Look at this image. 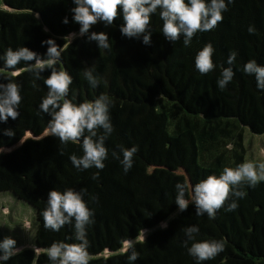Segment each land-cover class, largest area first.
<instances>
[{
  "label": "trees",
  "instance_id": "16d2710c",
  "mask_svg": "<svg viewBox=\"0 0 264 264\" xmlns=\"http://www.w3.org/2000/svg\"><path fill=\"white\" fill-rule=\"evenodd\" d=\"M2 3L0 83L11 80L20 84L23 99L17 118L22 124L14 129L11 118L7 123L0 122V143L14 140L23 132L22 127L45 128L51 119L39 110L48 91L44 79L51 70L45 69L41 79L35 80L21 62L17 65L20 74L13 76V70L6 69L3 61L7 49L20 47L44 58L48 45L41 42L47 39L64 47L56 67L72 77L68 98L73 103L95 100L102 93L112 98L114 131L105 141L108 158L99 178L83 184L81 181L95 168L78 171L72 165L69 157L83 154L81 144L61 145L53 136L27 140L34 147L26 143V169L21 174L6 171L0 189L35 206L34 240L39 251L25 248L0 264H50L46 249L53 242H78L71 225L59 232L45 229L42 213L47 202L36 203L47 199L51 190L63 192L67 188L87 189L84 200L94 210L95 222L88 228L90 264H129L123 252L128 239H136L139 253L132 264H197L183 246L184 229L193 225L199 228L197 241L226 240L225 251L200 264H264V182L255 188L246 186L245 198L236 199L238 207L226 211L225 205L214 220L207 214L197 216L191 202L182 212L175 204L176 183L191 188L209 175L219 176L225 167H237L246 158L244 129L256 135L264 133V90L256 87L254 75L243 71V65L253 59L264 66V0H233L223 13V22L213 31L197 33L190 47L183 45L182 36L175 42L164 37L159 10L151 17V43L147 45L142 36L130 39L121 34L122 15L111 26L98 22L90 32L106 33L110 51L78 35L80 25L72 19V0ZM65 17L66 24L62 22ZM249 26L254 27L253 34L248 32ZM207 43L215 49L212 59L216 67L205 75L197 71L195 57ZM233 51L238 55L229 65L227 60ZM92 66L94 75L101 78L96 88L83 77V70ZM228 67L235 75L221 90L217 80ZM7 128L15 131L13 137L3 134ZM134 145L138 152L132 168L125 173L112 152L120 153V147ZM91 196L98 197V202ZM190 196L191 191L186 198ZM141 229L145 230V243L139 239Z\"/></svg>",
  "mask_w": 264,
  "mask_h": 264
},
{
  "label": "clouds",
  "instance_id": "9594fccd",
  "mask_svg": "<svg viewBox=\"0 0 264 264\" xmlns=\"http://www.w3.org/2000/svg\"><path fill=\"white\" fill-rule=\"evenodd\" d=\"M233 0H72L74 7L73 22L80 25V36H86L88 41H95L99 49L111 50L109 37L104 32H90L92 26L102 22L106 27L122 15L123 25L120 32L130 39L143 37L144 44H150L151 17L159 10V17L163 21L162 33L171 42L183 37V45L190 47L197 33L213 31L219 23L223 22V13L228 11V4ZM68 23L67 17L62 21ZM248 32L253 34L254 27L249 26ZM77 34H70L74 37ZM69 39V37H65ZM47 44V52L42 58L39 54L26 47L16 50L7 49L4 56V67L12 71L13 76H18L20 70L17 65L24 63L25 71L33 74L35 80L41 79L40 73L50 69L51 74L44 79L47 95L42 99L39 110L48 114L45 136L58 138L61 145L81 144L83 154L70 155L72 165L78 170L95 168L92 179L99 178L100 171L105 167L104 161L108 158V149L105 147L106 139L113 133L110 109L113 106L112 98L100 94L95 100L73 103L69 99L72 77L66 70H58L57 64L61 61L64 47L58 46L53 39L42 41ZM215 52L211 43H207L195 57V67L201 74L214 71L216 65L212 56ZM237 52L230 53L227 63L232 65L237 58ZM35 63H30L31 61ZM94 66L83 70V77L92 88L101 83V78L94 75ZM244 73L254 75L256 87L264 90V66L256 60H249L243 65ZM234 71L231 67L224 68L217 80L219 89L224 90L232 82ZM33 86L37 85L35 82ZM21 85L9 80L0 83V122L7 123L8 119L16 120L20 116L19 107L22 102L20 94ZM3 134L9 138L15 135L12 128L3 129ZM6 151L0 143V156ZM138 152L137 146L131 148L120 147V153L112 152V157L119 160L125 173L129 171ZM61 154H63L61 152ZM122 154V159H121ZM264 182V162L246 161L235 168L225 167L219 176L209 175L189 188L184 183H176L175 204L179 211L187 210L189 203L195 205V214L214 220L216 212L227 205L226 211H234L238 204L236 199L246 196L245 187L255 188ZM191 191L190 198L186 194ZM87 189L79 191L67 188L63 192L51 190L48 192L47 207L42 213L45 229L59 232L66 225L74 229V239L77 243L63 241L53 242L47 249L46 255L50 264H90L92 256L88 249V228L94 224V210L88 207L84 200ZM93 202H98V197L91 196ZM166 227V224H162ZM186 239L183 246L190 256L194 257L197 264L214 260L221 252L225 251L226 240L211 239L197 241L198 226H189L184 229ZM140 241L145 243V230L141 229ZM136 239H128L124 243L123 252L127 255L129 264L139 258L136 250ZM189 242L191 245L189 246ZM39 251V249H36ZM20 249L16 241L5 237L0 241V261H7L18 255Z\"/></svg>",
  "mask_w": 264,
  "mask_h": 264
},
{
  "label": "rangeland",
  "instance_id": "374dc122",
  "mask_svg": "<svg viewBox=\"0 0 264 264\" xmlns=\"http://www.w3.org/2000/svg\"><path fill=\"white\" fill-rule=\"evenodd\" d=\"M1 5H3L2 0H0ZM12 122L11 126L13 125L14 129H17L22 124L17 119L12 120ZM21 129H23V132L16 135L14 140L2 142L3 147L11 149V151H6L0 156V183L6 171L21 174L26 169L27 163L24 152L27 150V140L41 141L42 138L46 137V127L42 129L22 127ZM243 143L247 150L245 162L250 160L253 162H264V133L261 135L252 134L245 128L243 131ZM28 146L32 149L34 147V145L31 146L30 144ZM96 171L97 169L94 170V172ZM92 174L87 179L82 180L81 183L83 184L90 178L92 179ZM38 202H47V199H38L36 203ZM36 224L37 210L34 205L19 199L11 192H4L0 189V241L5 237H10L16 241V247L20 250L35 248Z\"/></svg>",
  "mask_w": 264,
  "mask_h": 264
},
{
  "label": "water",
  "instance_id": "95a60500",
  "mask_svg": "<svg viewBox=\"0 0 264 264\" xmlns=\"http://www.w3.org/2000/svg\"><path fill=\"white\" fill-rule=\"evenodd\" d=\"M3 6V5H2ZM34 250H36V247L35 248H33Z\"/></svg>",
  "mask_w": 264,
  "mask_h": 264
}]
</instances>
